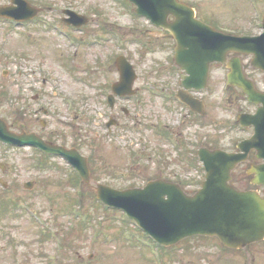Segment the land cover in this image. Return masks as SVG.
<instances>
[{"label":"rangeland","instance_id":"1","mask_svg":"<svg viewBox=\"0 0 264 264\" xmlns=\"http://www.w3.org/2000/svg\"><path fill=\"white\" fill-rule=\"evenodd\" d=\"M32 1L45 8L43 21L31 24L28 30L10 31L0 24V115L18 131L34 130L58 143L79 145L89 159L94 180L123 189L143 186L158 176H191L187 183L195 189L201 172L191 165L201 166L196 160L200 146L207 143L233 149L251 134L235 123V113L254 108L236 89L227 92V69L221 64L212 66L208 89L202 93L208 103H219V110L209 107L205 116L191 115L188 110L185 123L180 124V111L186 109L165 98L181 86L174 40L167 31L150 30L147 19L134 13L133 4L125 0ZM184 1L194 5L202 19L227 32L262 31L259 16L264 0ZM65 8L86 15L89 24L77 32L67 25L55 29L52 24L61 23ZM74 38L80 40L77 57ZM121 53L138 72L137 94L121 100L130 111L127 116L120 104L113 111L107 102L109 91L99 89L108 87L106 78L118 79L115 58ZM245 61L248 75L264 89V72L253 68L249 57ZM90 71L93 74L88 76ZM87 77L97 84L92 85ZM228 96L231 106L222 99ZM111 114L122 117L120 124L128 127L119 124L111 133L106 125ZM159 121L174 128L180 148L149 128ZM41 157L31 147L0 142V181L7 184L4 187L0 182V264H159L146 246L126 241L132 238L125 237L122 223L126 216L102 207L92 182L77 185L73 169L64 159L45 164ZM190 159L194 163L187 162ZM246 168L239 166L234 184H248ZM30 180L36 185L26 190L23 184ZM23 202L34 205L42 219L34 222ZM72 208L90 213L89 223L75 220ZM127 223L128 228L133 227L130 219ZM49 228L65 235V248L57 249L53 238L45 237ZM181 244L168 250L172 256L169 264H202ZM210 263L222 264L223 260H207Z\"/></svg>","mask_w":264,"mask_h":264},{"label":"water","instance_id":"2","mask_svg":"<svg viewBox=\"0 0 264 264\" xmlns=\"http://www.w3.org/2000/svg\"><path fill=\"white\" fill-rule=\"evenodd\" d=\"M137 13L144 14L157 25L169 30L177 40L176 59L186 68L191 77H186L184 85L205 86L210 63L214 60L226 61L232 51L254 53L252 64L264 69V34L261 36H235L217 31L196 18L195 10L180 0H131ZM18 4L24 1L16 0ZM23 6L0 7V15L26 17ZM36 11L33 10V14ZM69 20L80 25L86 20L72 12ZM173 16L174 20L170 17ZM122 80L115 84L117 93L133 94L132 84L136 78L133 65L124 57L118 59ZM232 84L244 89L251 101L262 105L254 115L242 117V124L254 125L252 138L240 143L243 153H228L223 150H200V157L207 168L206 181L195 195H187L177 185L161 180L152 181L144 188L116 190L98 184L97 194L107 204L123 208L139 225L156 240L165 245L178 243L193 235L218 236L231 245L230 240H261L264 238V197L257 191H240L230 184L232 170L247 157L251 148L257 149V156L264 158V92L255 88L243 71L240 58L230 62ZM184 96V95H183ZM182 96V97H183ZM193 105L188 95L183 98ZM0 139L20 145L32 144L47 152L66 156L81 171L83 178L90 181L87 159L76 150L48 143L35 133L18 134L9 130L5 120L0 118ZM253 182L264 184V163L254 165ZM32 187L33 183H27Z\"/></svg>","mask_w":264,"mask_h":264},{"label":"flooded vegetation","instance_id":"3","mask_svg":"<svg viewBox=\"0 0 264 264\" xmlns=\"http://www.w3.org/2000/svg\"><path fill=\"white\" fill-rule=\"evenodd\" d=\"M27 23L30 21L25 22V24ZM210 106L219 108V103H210ZM112 110L114 111L115 108ZM121 125L123 129L127 127L126 123ZM242 186L247 187V184ZM261 193L264 195V189L261 190ZM237 244V247H229L220 240H202V246L195 248V253L204 262L209 259H222V264H264V240Z\"/></svg>","mask_w":264,"mask_h":264}]
</instances>
